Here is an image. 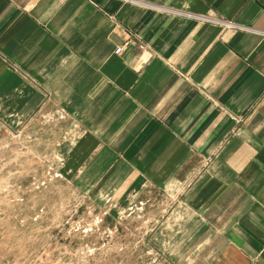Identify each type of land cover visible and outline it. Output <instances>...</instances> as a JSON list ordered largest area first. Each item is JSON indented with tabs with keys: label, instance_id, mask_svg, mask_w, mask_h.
I'll return each instance as SVG.
<instances>
[{
	"label": "crops",
	"instance_id": "obj_1",
	"mask_svg": "<svg viewBox=\"0 0 264 264\" xmlns=\"http://www.w3.org/2000/svg\"><path fill=\"white\" fill-rule=\"evenodd\" d=\"M2 125L58 129L100 202H158L176 264H264V0H0Z\"/></svg>",
	"mask_w": 264,
	"mask_h": 264
},
{
	"label": "rangeland",
	"instance_id": "obj_2",
	"mask_svg": "<svg viewBox=\"0 0 264 264\" xmlns=\"http://www.w3.org/2000/svg\"><path fill=\"white\" fill-rule=\"evenodd\" d=\"M46 126H0V264H176L153 230L159 204L111 207L66 173Z\"/></svg>",
	"mask_w": 264,
	"mask_h": 264
},
{
	"label": "built area",
	"instance_id": "obj_3",
	"mask_svg": "<svg viewBox=\"0 0 264 264\" xmlns=\"http://www.w3.org/2000/svg\"><path fill=\"white\" fill-rule=\"evenodd\" d=\"M191 14H193V13H191ZM193 15H198V14H193ZM202 17L210 18L208 16H202ZM212 19H215V18H212ZM217 20H219V19H217ZM220 21H222V22H224V23H226L228 25H237L235 22H232V21H227V20H220ZM141 46L143 47V45H141ZM122 49H123V45H118L115 48V52H118L119 53V52L122 51Z\"/></svg>",
	"mask_w": 264,
	"mask_h": 264
}]
</instances>
